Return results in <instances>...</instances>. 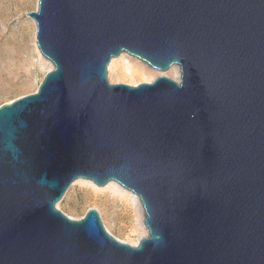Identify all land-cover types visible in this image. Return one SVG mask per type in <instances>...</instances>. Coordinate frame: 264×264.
I'll list each match as a JSON object with an SVG mask.
<instances>
[{
    "label": "water",
    "instance_id": "95a60500",
    "mask_svg": "<svg viewBox=\"0 0 264 264\" xmlns=\"http://www.w3.org/2000/svg\"><path fill=\"white\" fill-rule=\"evenodd\" d=\"M27 15L52 69L0 106V264H264V0H38ZM123 52L179 80L110 84ZM77 179L136 194L147 236L57 210Z\"/></svg>",
    "mask_w": 264,
    "mask_h": 264
},
{
    "label": "rangeland",
    "instance_id": "374dc122",
    "mask_svg": "<svg viewBox=\"0 0 264 264\" xmlns=\"http://www.w3.org/2000/svg\"><path fill=\"white\" fill-rule=\"evenodd\" d=\"M37 6L38 0H0V106L35 92L45 74L52 69L51 63L38 50L36 24L27 15L36 11ZM133 69L140 72L136 74ZM158 76L178 81L179 67L172 65L166 71H159L125 52L112 58L107 66L110 84L150 83ZM80 180L84 181L72 182L56 202L57 210L78 220L89 209H94L110 235L132 246L147 236L144 217L135 212V206L131 208L130 204L122 202L117 194L104 188L106 185L97 186L92 181Z\"/></svg>",
    "mask_w": 264,
    "mask_h": 264
},
{
    "label": "bare ground",
    "instance_id": "6f19581e",
    "mask_svg": "<svg viewBox=\"0 0 264 264\" xmlns=\"http://www.w3.org/2000/svg\"><path fill=\"white\" fill-rule=\"evenodd\" d=\"M127 69L130 70V66H128ZM132 71L136 74L140 72V70H137V69H133ZM76 181H84V180L77 179ZM105 185H106L104 187L105 189H108L109 191L113 192L114 195L117 194V196L121 198L122 202H124L125 204H130L131 208L135 206L136 207V208L134 207L135 212L141 213L143 217L145 216L140 199L136 194L125 189L120 184L114 181H110L108 184H105ZM96 194L98 193L96 192Z\"/></svg>",
    "mask_w": 264,
    "mask_h": 264
}]
</instances>
